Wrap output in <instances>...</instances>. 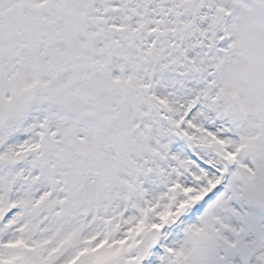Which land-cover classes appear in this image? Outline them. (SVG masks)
<instances>
[{"label":"snow or ice","instance_id":"6c2138e0","mask_svg":"<svg viewBox=\"0 0 264 264\" xmlns=\"http://www.w3.org/2000/svg\"><path fill=\"white\" fill-rule=\"evenodd\" d=\"M0 264H264V0H0Z\"/></svg>","mask_w":264,"mask_h":264}]
</instances>
